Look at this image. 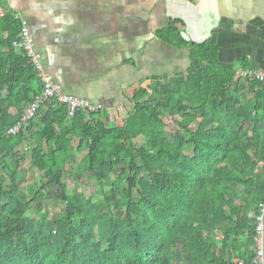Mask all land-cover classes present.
Returning <instances> with one entry per match:
<instances>
[{"label": "trees", "instance_id": "16d2710c", "mask_svg": "<svg viewBox=\"0 0 264 264\" xmlns=\"http://www.w3.org/2000/svg\"><path fill=\"white\" fill-rule=\"evenodd\" d=\"M20 32L0 13V264H253L264 83L237 77L216 45L185 41L173 22L159 36L189 49L186 73L128 88L130 108L113 117L45 99L10 133L44 87L14 44ZM28 157L42 175L23 188ZM67 176L95 179L100 197Z\"/></svg>", "mask_w": 264, "mask_h": 264}, {"label": "crops", "instance_id": "0c3cea01", "mask_svg": "<svg viewBox=\"0 0 264 264\" xmlns=\"http://www.w3.org/2000/svg\"><path fill=\"white\" fill-rule=\"evenodd\" d=\"M4 11L28 22L50 80L111 117L130 108L128 88L188 71L189 49L159 36L173 22L185 41L216 45L236 73L264 70V0H6Z\"/></svg>", "mask_w": 264, "mask_h": 264}, {"label": "built area", "instance_id": "2783aa9c", "mask_svg": "<svg viewBox=\"0 0 264 264\" xmlns=\"http://www.w3.org/2000/svg\"><path fill=\"white\" fill-rule=\"evenodd\" d=\"M15 46L19 49L25 50L32 62L35 64L39 71V76L44 83L42 97L31 103L24 115L22 122L9 130L10 133H16L19 128L23 126L38 110L39 106L45 99H55L59 104L67 105L68 112L73 115L76 111L85 110L89 113L97 112L104 108L100 102H95L86 98L74 96L64 91L63 87L50 80L46 74L42 72V66L40 64V55L36 50L35 42L31 36L28 22L26 20L21 21L20 40L14 42ZM238 76L257 80L264 83V70L254 68H242L237 70ZM256 223V245L254 248L255 255L253 257V264H264V201L258 206V212L255 214Z\"/></svg>", "mask_w": 264, "mask_h": 264}, {"label": "rangeland", "instance_id": "374dc122", "mask_svg": "<svg viewBox=\"0 0 264 264\" xmlns=\"http://www.w3.org/2000/svg\"><path fill=\"white\" fill-rule=\"evenodd\" d=\"M167 122L171 123L170 120H167ZM141 143V141H140ZM27 146V145H25ZM83 154L77 153V159L80 160L82 158ZM31 158L28 157L27 162L25 164V167L27 168V180L22 184L23 188H26L27 184L34 183L36 180L40 181L39 177H41V173L39 171H35L33 168L30 166ZM71 166L68 165V169ZM66 180L69 184V188L71 189L74 186H77L79 189L84 190L90 194H95L98 198L100 197L99 191H100V185L95 179L88 180V184H78L76 185L75 181L73 179H70L69 176L66 177ZM108 188V187H107ZM62 209V206L60 203H57L56 201H51L49 203V210L51 211L52 214L55 212H60Z\"/></svg>", "mask_w": 264, "mask_h": 264}]
</instances>
